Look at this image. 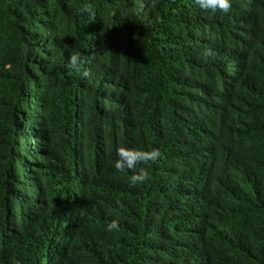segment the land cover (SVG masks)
Masks as SVG:
<instances>
[{
    "label": "trees",
    "instance_id": "trees-1",
    "mask_svg": "<svg viewBox=\"0 0 264 264\" xmlns=\"http://www.w3.org/2000/svg\"><path fill=\"white\" fill-rule=\"evenodd\" d=\"M0 264H264V0H0Z\"/></svg>",
    "mask_w": 264,
    "mask_h": 264
},
{
    "label": "clouds",
    "instance_id": "clouds-1",
    "mask_svg": "<svg viewBox=\"0 0 264 264\" xmlns=\"http://www.w3.org/2000/svg\"><path fill=\"white\" fill-rule=\"evenodd\" d=\"M194 4L204 11L211 10L212 12L220 11L229 13L232 8V0H193ZM81 56L79 53L72 54L68 57L66 67L79 71ZM159 156L157 149L151 150L129 148L127 146L117 148L116 158L112 162V167L119 172L131 171V183H142L148 176V169L145 166L154 162ZM140 166V167H138ZM120 202L117 201V204ZM119 227L118 219L113 218L106 225V231L112 232Z\"/></svg>",
    "mask_w": 264,
    "mask_h": 264
}]
</instances>
